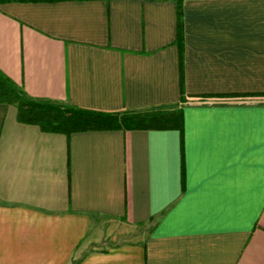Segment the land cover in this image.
Segmentation results:
<instances>
[{"label":"crops","instance_id":"0c3cea01","mask_svg":"<svg viewBox=\"0 0 264 264\" xmlns=\"http://www.w3.org/2000/svg\"><path fill=\"white\" fill-rule=\"evenodd\" d=\"M182 4L183 46L176 0H0L19 93L175 111L66 134L1 100L0 264H264V0Z\"/></svg>","mask_w":264,"mask_h":264},{"label":"trees","instance_id":"16d2710c","mask_svg":"<svg viewBox=\"0 0 264 264\" xmlns=\"http://www.w3.org/2000/svg\"><path fill=\"white\" fill-rule=\"evenodd\" d=\"M177 1L178 42L183 46V0ZM17 103L19 119L38 124L48 131L72 133L98 129H130L138 126L165 128L175 124V111L131 109L105 112L69 102L35 99L19 93L12 81L0 71V101ZM150 113V117L144 115Z\"/></svg>","mask_w":264,"mask_h":264},{"label":"rangeland","instance_id":"374dc122","mask_svg":"<svg viewBox=\"0 0 264 264\" xmlns=\"http://www.w3.org/2000/svg\"><path fill=\"white\" fill-rule=\"evenodd\" d=\"M120 237H121V236H120ZM121 240H123V238L116 239V240L112 241V243H113V242L116 243V242H119V241H121ZM112 243H111V244H110V243H107V244H105V245H103V246H110V245H112Z\"/></svg>","mask_w":264,"mask_h":264}]
</instances>
